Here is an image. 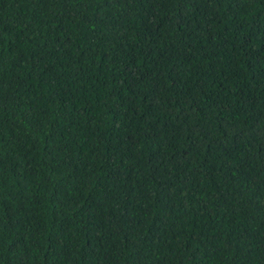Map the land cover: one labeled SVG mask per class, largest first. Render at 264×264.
Listing matches in <instances>:
<instances>
[{
  "label": "trees",
  "instance_id": "1",
  "mask_svg": "<svg viewBox=\"0 0 264 264\" xmlns=\"http://www.w3.org/2000/svg\"><path fill=\"white\" fill-rule=\"evenodd\" d=\"M0 264H264V0H0Z\"/></svg>",
  "mask_w": 264,
  "mask_h": 264
}]
</instances>
